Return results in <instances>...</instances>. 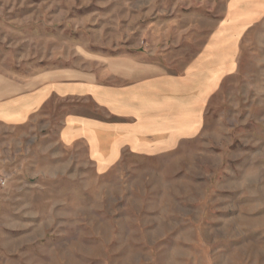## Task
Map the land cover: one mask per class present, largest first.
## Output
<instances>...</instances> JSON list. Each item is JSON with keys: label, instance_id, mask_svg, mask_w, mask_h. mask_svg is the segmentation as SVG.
<instances>
[{"label": "rangeland", "instance_id": "1", "mask_svg": "<svg viewBox=\"0 0 264 264\" xmlns=\"http://www.w3.org/2000/svg\"><path fill=\"white\" fill-rule=\"evenodd\" d=\"M232 1L0 0V74L102 71L124 56L178 74ZM238 62L171 150L98 163L59 141L62 101L0 126V264H264V19Z\"/></svg>", "mask_w": 264, "mask_h": 264}, {"label": "crops", "instance_id": "2", "mask_svg": "<svg viewBox=\"0 0 264 264\" xmlns=\"http://www.w3.org/2000/svg\"><path fill=\"white\" fill-rule=\"evenodd\" d=\"M263 19L264 0H233L210 48L178 74L136 56L110 59L102 71L54 69L22 79L0 74V126L31 124L49 103L62 101L68 108L59 141L82 142L98 163L114 164L124 150H171L199 130L207 95L222 70L236 73L238 44Z\"/></svg>", "mask_w": 264, "mask_h": 264}]
</instances>
